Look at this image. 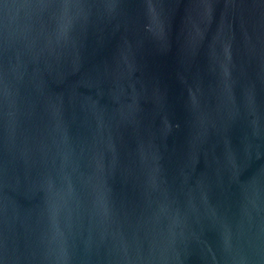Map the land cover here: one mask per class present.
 Wrapping results in <instances>:
<instances>
[{
  "label": "water",
  "instance_id": "obj_1",
  "mask_svg": "<svg viewBox=\"0 0 264 264\" xmlns=\"http://www.w3.org/2000/svg\"><path fill=\"white\" fill-rule=\"evenodd\" d=\"M0 264H264V0H0Z\"/></svg>",
  "mask_w": 264,
  "mask_h": 264
}]
</instances>
